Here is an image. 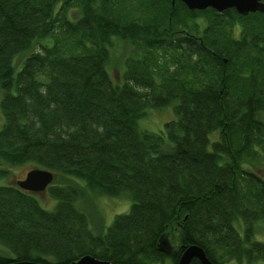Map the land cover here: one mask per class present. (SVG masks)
<instances>
[{
	"label": "trees",
	"instance_id": "1",
	"mask_svg": "<svg viewBox=\"0 0 264 264\" xmlns=\"http://www.w3.org/2000/svg\"><path fill=\"white\" fill-rule=\"evenodd\" d=\"M116 43L129 48L119 82ZM167 107L164 133L141 129ZM0 109V181L22 166L55 177L50 210L0 186V264H178L194 246L212 264L264 263L263 14L0 0ZM97 197L132 201L99 235L87 210ZM177 234L170 258L160 241Z\"/></svg>",
	"mask_w": 264,
	"mask_h": 264
},
{
	"label": "rangeland",
	"instance_id": "2",
	"mask_svg": "<svg viewBox=\"0 0 264 264\" xmlns=\"http://www.w3.org/2000/svg\"><path fill=\"white\" fill-rule=\"evenodd\" d=\"M115 51L112 54V62L109 65V70L111 77L118 82L121 80L122 72L125 67L123 65L127 56L129 55V48L122 45L121 43H116ZM21 67L16 68V74L20 72ZM173 107H167L162 110H149L147 112L148 118L140 122V127L142 130L150 132L155 135H161L165 132V126L170 122L176 119ZM3 127V116L0 109V129ZM216 136V135H215ZM213 138H216V137ZM8 171V170H7ZM33 171L31 166H22L18 168L10 169L9 176L6 179L0 181V186H9L17 187V182L26 180L27 175ZM55 181V180H54ZM54 184V182H53ZM52 184V186H54ZM28 193V192H27ZM40 200L41 205L45 209H51L54 205L53 200L50 198L48 192L45 194H34ZM132 206V201L128 198H106V197H97L96 199L91 200L87 205L88 217L90 218V225L95 232L99 233L107 230L113 225L116 217L129 214ZM176 236V235H175ZM173 236V237H175ZM259 242L264 243V223H261L257 226L256 229V239ZM5 252H2L0 249V255H3ZM167 264H170V260ZM264 264V263H262Z\"/></svg>",
	"mask_w": 264,
	"mask_h": 264
},
{
	"label": "water",
	"instance_id": "3",
	"mask_svg": "<svg viewBox=\"0 0 264 264\" xmlns=\"http://www.w3.org/2000/svg\"><path fill=\"white\" fill-rule=\"evenodd\" d=\"M179 1L192 12H204L213 10L215 13L223 14L224 12L234 10L241 16H249L250 14L264 15V0H172L173 5ZM54 175L48 171L33 170L28 175L26 180L17 182V186L28 193L45 194L48 187L54 182ZM160 251L170 257L175 258L180 253L184 240L181 234L175 237L166 235L160 241ZM194 259H198L203 264H212L206 254L199 247H190L184 251L178 264H190ZM13 264H38L32 262L13 263ZM73 264H111L96 260L91 256L82 258Z\"/></svg>",
	"mask_w": 264,
	"mask_h": 264
},
{
	"label": "bare ground",
	"instance_id": "4",
	"mask_svg": "<svg viewBox=\"0 0 264 264\" xmlns=\"http://www.w3.org/2000/svg\"><path fill=\"white\" fill-rule=\"evenodd\" d=\"M51 186H52V185H51ZM51 186H49L48 189H49ZM17 187H18V186H17ZM18 188H19V187H18ZM47 192H48V190H47ZM86 257H87V256H86ZM83 258H84V257H83Z\"/></svg>",
	"mask_w": 264,
	"mask_h": 264
}]
</instances>
